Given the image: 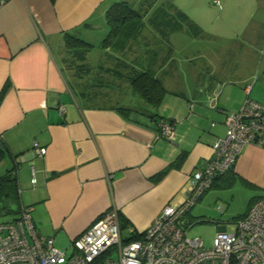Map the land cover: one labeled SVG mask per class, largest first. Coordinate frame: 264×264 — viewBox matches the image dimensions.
Instances as JSON below:
<instances>
[{
	"label": "crops",
	"instance_id": "0c3cea01",
	"mask_svg": "<svg viewBox=\"0 0 264 264\" xmlns=\"http://www.w3.org/2000/svg\"><path fill=\"white\" fill-rule=\"evenodd\" d=\"M119 1L142 14V25L124 48L103 47L105 12ZM229 17V33H220L171 1L0 0V165L9 161L3 174L15 176L19 197L30 191L25 206L41 235L71 246L116 207L126 237L129 227L143 232L166 203L187 197L190 176L225 135L226 114L246 96L264 103V0H229ZM66 34L93 46L69 50ZM139 71L167 90L157 107L132 89L129 78ZM129 87L146 106L122 98ZM157 119L173 124L174 140L161 135ZM226 189L230 200L237 193L247 199L235 218L264 196V149L246 145L185 222Z\"/></svg>",
	"mask_w": 264,
	"mask_h": 264
},
{
	"label": "built area",
	"instance_id": "2783aa9c",
	"mask_svg": "<svg viewBox=\"0 0 264 264\" xmlns=\"http://www.w3.org/2000/svg\"><path fill=\"white\" fill-rule=\"evenodd\" d=\"M224 123L225 135L213 142L212 157L190 176V193L179 204L166 203L143 232L129 227L125 237L119 210L111 207L72 240L67 255L37 231L32 207L20 205L15 219L0 221V264H264V196L233 219L229 230L216 231L209 246L188 235L192 223L185 215L214 179L234 166L246 145L264 149V103L246 96ZM160 126L161 135L174 140L173 124ZM34 151L44 156L46 147L35 142Z\"/></svg>",
	"mask_w": 264,
	"mask_h": 264
},
{
	"label": "rangeland",
	"instance_id": "374dc122",
	"mask_svg": "<svg viewBox=\"0 0 264 264\" xmlns=\"http://www.w3.org/2000/svg\"><path fill=\"white\" fill-rule=\"evenodd\" d=\"M164 1L173 2V4L181 9V11H184L189 17H192L196 21L202 23V25L206 28H209V30L213 29L215 31L218 30L220 33H229V21L232 22V19L229 17V0H218V4L214 3L215 0ZM141 10L145 13L143 5ZM224 43L223 41H215L212 44L218 48H225L227 47V43H225L226 45H224ZM100 56V53H96L94 55V57L96 58L95 61H97ZM176 58L180 59L181 56L176 55ZM127 95L128 96H123L122 98H129L133 102L138 103H132L131 106L139 108L138 105L142 104L140 103L141 99L132 94L130 87L128 89ZM143 106L146 105L142 104V107ZM9 166V161L4 160L2 165H0V175H2L7 169H9ZM27 192L30 191L23 190L21 196L19 197L15 195L14 190H12L10 186L6 189L5 187L0 189V221H11L18 216V202L21 201L22 204L25 205ZM201 201L202 200H200L198 204H202ZM246 205L247 199L245 198V196L237 193L234 195V198L230 200L229 189L224 190L220 198H214L211 200V202H208V207L205 206L204 209H198L201 205H197L194 208L193 212H191V215H193V217H190L191 220H189L192 225L188 230V235L191 237L201 238L203 242L207 246H209L216 231L223 229L224 226L229 230L231 228V221L246 209ZM3 206L15 211L5 213L4 210L1 209ZM57 247L64 251L67 255L72 252V248L64 243H57Z\"/></svg>",
	"mask_w": 264,
	"mask_h": 264
},
{
	"label": "trees",
	"instance_id": "16d2710c",
	"mask_svg": "<svg viewBox=\"0 0 264 264\" xmlns=\"http://www.w3.org/2000/svg\"><path fill=\"white\" fill-rule=\"evenodd\" d=\"M183 18L188 20L187 16L185 15L183 16ZM105 20L109 27V31L105 38L101 41V46L124 48L127 45L128 41L136 35L137 31L141 27L142 14L138 10L130 6L127 2L119 1L113 3L108 7L105 12ZM64 40L66 48L72 51L80 50L86 52L93 46L91 43H88L71 34H66L64 36ZM129 81L132 89L153 107H157L160 104L164 94L167 91L162 82L149 71L136 72L130 76ZM2 93L3 90L1 91L0 96L2 95ZM118 109L123 114H126V112L130 111V108L126 107H119ZM163 122L171 123L170 121H162L157 119L156 126L158 131H161L160 125ZM2 154L3 151L0 150V160L2 158ZM180 159L181 157H179L178 162L180 161ZM232 168L227 171H232ZM231 179V177H228L226 185H230L232 183ZM15 181V176L11 173L10 170H8L5 174L0 175V189H2L3 187H5L6 189L10 186L11 189L14 190L15 195L18 196L19 193ZM246 184L250 185L248 183ZM1 209H3L5 213L15 211L4 206ZM17 211L19 212V208ZM123 226L124 224H122V227Z\"/></svg>",
	"mask_w": 264,
	"mask_h": 264
}]
</instances>
